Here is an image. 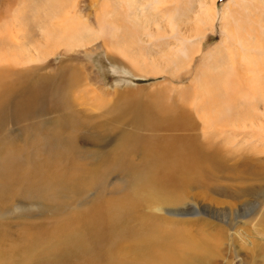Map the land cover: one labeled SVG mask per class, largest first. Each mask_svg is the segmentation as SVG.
Here are the masks:
<instances>
[{"label":"rangeland","instance_id":"obj_1","mask_svg":"<svg viewBox=\"0 0 264 264\" xmlns=\"http://www.w3.org/2000/svg\"><path fill=\"white\" fill-rule=\"evenodd\" d=\"M140 1L0 0V70L9 76L0 85L23 73L50 74L58 84L67 70L72 86L59 107L51 103L49 111L18 120L8 107L9 117L0 121V264H264V139L247 134L264 122L241 121L252 111L246 101H257L248 85L264 76L257 70L264 60L258 53L264 0H217L213 29L195 22L201 0H164L152 12L164 14L165 24L172 19L174 30H145L146 45L135 35L120 38L126 19L136 25L132 12ZM72 29L80 41L70 49L64 36ZM15 32L22 48L10 46ZM177 112L190 118L180 128L172 126ZM56 127L62 142L75 135L67 158L84 169H54L59 154L47 146L58 137H46ZM130 134L139 144L165 136L192 140L215 155L218 168L174 188L144 183L151 175L140 168L144 153L120 158ZM9 145L24 149L21 170L49 182L46 197L19 184L13 169L10 176ZM70 173L77 176L73 183ZM89 212L103 214L109 236L89 231L83 217ZM147 229L165 238L154 247L159 252ZM64 231L71 233L53 234ZM54 247L63 254L53 255Z\"/></svg>","mask_w":264,"mask_h":264},{"label":"bare ground","instance_id":"obj_2","mask_svg":"<svg viewBox=\"0 0 264 264\" xmlns=\"http://www.w3.org/2000/svg\"><path fill=\"white\" fill-rule=\"evenodd\" d=\"M163 2H164V0H142V1L138 2L136 9L134 10V12H132L134 15L133 19L136 22V25L129 22L125 18L127 22L124 23L123 26L121 27L120 33L122 34V36L120 38L130 39L132 41V38L135 35L140 40H143L145 43L147 41L146 36H143L145 30H149L152 33L157 32V33H161V34H163V32L169 33L170 30L173 31L174 27H175V23L172 19L166 20L167 24H165L164 19H162L164 14H157V13H155V11L152 12L153 10H155L159 7V4H162ZM216 4H217V0H215L214 2L212 0H201L199 2L198 18L195 21L198 26H201V24L205 21L206 23H209L211 29H213V23L215 22L214 19L217 17V14H218V11L216 9ZM71 16L72 15H67L65 19L66 20L70 19V21L72 22L73 17H71ZM125 17L128 18V15H126ZM53 28H56V26H53ZM118 29H120V28H117L116 30H118ZM168 29H169V31H168ZM76 30L81 32V34L85 33L86 32V26H84V24H82V25L77 24ZM71 31H73V29ZM73 32H69L64 36V38H67L65 43L67 44V42H68V47L69 48L71 47L70 49H73V47L77 46V43H79V41H80L79 39L76 40V38L74 37L75 32L74 33ZM19 34H20L19 32L18 33L15 32V35L13 34L14 37H11V39H10V42H11L10 46L15 47V49L22 48L21 46L24 45L20 41L17 40V39H19ZM228 35L230 37H232L233 33L228 32ZM5 39H6V37H5ZM146 44H149V42L145 43V45ZM262 45H263L262 42H260L259 43L260 48H258L259 49L258 53H259V55L264 56V50L262 48ZM257 65H258V69L257 68L256 69L258 71L264 70V60L262 62H259ZM260 66H261V68H260ZM259 68H260V70H259ZM67 72H68L67 70H61L60 71V73H63L64 75L63 74L59 75L58 84H54L55 80H53V77L50 74H46L43 77L41 76V77H37V79H34L30 75L27 76L28 74H25V73L22 74V72H18V75L22 74L23 77L21 78L19 75L20 78L18 80L15 79L16 80L15 82L12 80L11 81L7 80L4 83H2L0 85V121H3L6 118V115H8L7 114L8 107L12 111V112L10 111L12 113V115L14 117H16L17 120H18V118L20 119V118L27 117V116L31 115L32 113H36L38 111H44V110L47 111L50 108L51 103H52V107H59V104L62 101H66V97H68V93H70L69 91L72 89V86L69 85L70 78L68 79V77L65 75V73H67ZM6 73L8 74V72H6ZM6 73H5V71L0 70V83L3 82L5 80V78L8 76ZM73 74H76V72L74 70L72 71L71 75H73ZM75 77H77V75ZM252 79H253V77H252ZM255 79H256L255 84H253L251 86L248 85L249 88L247 87V90L248 89L251 90V91L250 90H248V91L252 92L255 95V97H257L256 99L258 102L257 101L255 102V100H253V99H251V100L248 99L246 101L247 104L244 102V104L248 105L249 107H252V111L248 112L245 115L246 117L241 120L243 122L244 121H251V120H253V121L254 120H261V119H263L262 121L264 122V108H263V111H262V109L260 110L261 112L259 111V109L262 107V106L260 107V103H262L264 105V76L262 74L261 76H259L258 78H255ZM76 80L77 79H75V78H71L72 82H75ZM250 84H252V83H250ZM260 84H261V86H260ZM257 87L259 88V91H256ZM243 93L244 92H240V91L237 93L238 94L237 104H239L241 96L244 95ZM239 96H240V98H239ZM245 97H247V96H245ZM249 98H253L252 95ZM260 100H261V102H260ZM56 102H60V103L58 104ZM241 106H242V102H241ZM236 107H238V108H236ZM242 107H240L239 105L234 106V109L236 108L235 109L236 114L240 113ZM39 108H41V110H39ZM10 112H9V115H10ZM177 114H178V117L173 121L172 126L180 128V127H182V125H184V123H182V121H185V120L189 121L190 118L188 116V113L177 112ZM230 114H231V112H230ZM9 115H8V117H9ZM253 124L252 125H250V124L245 125L244 124V125L246 127H252V126L255 127V124L254 125ZM259 127H261V128L259 129ZM259 127H257V125H256V127H255L256 129L255 128L254 129L255 130L259 129L260 131H263V134H264V126L263 127L259 126ZM252 128H250V129H252ZM245 129H247V128H245ZM59 130L60 129H58L57 127L54 128L52 131L55 133L54 134H48V136L46 137L47 140L49 139V137H58V140H54V142L57 145L50 146V147L47 146V148H49L51 150V155L52 154L56 155L57 153L59 154V156L57 157V166L54 169L55 170H59V169L67 170V169H69L70 172H73L75 169H84V168H81L79 164L76 165V163L73 160L71 162H69L68 158H67V155L68 154L71 155V151H73V138L75 135H73L72 138H67L65 141L62 142L60 140V135L58 132ZM260 131H256V132L254 131V132H250L247 134H249V137H250L253 133H255V135L259 137L257 140L262 141L264 139V136L260 137V135H259ZM210 132H211V130H210ZM37 135H39V134H35L34 139H37V137H38ZM204 135H206V134L204 133ZM5 147H6V145L3 148L5 149ZM121 147L125 148L126 154L121 156L120 158L126 159L129 154L134 153L136 150H141L144 153V162L141 164L140 168L145 170L146 172H151L150 177L147 176V178L144 181V183L148 182L151 185H153V184H158V185L166 184L167 186H169V188H174L178 184L190 183L192 180L199 178L208 169L218 168V165L215 164V162H216L215 155L207 153L205 151L204 147L200 146L199 144H197L196 142H194L192 140H183V139H172L171 140L165 136V137L159 139V141H156L153 143L139 144V139L135 138L134 135L130 134L129 136H126L125 138L122 139ZM7 148H8V146H7ZM9 148H10V150L7 149L8 151L7 150H4V151H7V154H6L7 156H5V158H7L6 164L10 167L8 169L10 176L11 177L13 176V172H11V169H13L14 174H16L18 172L17 173L18 179L15 177V175H14V178L17 181H19V184H21V182H23V181H26L27 184H29L31 186V193L34 196H39V197L45 196L46 197V195L48 194V190L50 188L49 182L44 178L41 180L36 179V178H32V176H30V174H28V172L24 171L23 169L21 170V167L19 165V157L21 155H23L24 149L21 148V150H16L13 147H11L10 145H9ZM98 152H100V151H97L95 153H98ZM218 156H220V155H218ZM63 161H66L67 164L63 165L61 163ZM0 164H2V162ZM6 164H3V165H6ZM52 164H53L52 162H49L48 166H50ZM127 166L131 167L132 165L130 162H128ZM16 168H19V169L15 170ZM259 168L263 169V166L259 167ZM75 172H76V170H75ZM70 175H71V178H70L69 183H73V180L77 176L74 173H70ZM61 187H63L62 183L58 182L57 190L60 189ZM69 187H73V185H69ZM57 190L54 191V195H55V198L58 200L59 194H56ZM60 193L62 194V192H60ZM62 196H63V194H62ZM83 217L85 218V224H86L87 228L89 229V231L94 233L96 237L104 238V237L109 236L108 226L105 227L103 225V220H104L103 214L96 213V212H89V213L85 214ZM70 233L71 232H69V231H64L62 233L61 232H55L53 234H70ZM144 233L154 234V236H156V237H153V235L151 236V237H153L150 240L151 243H153L152 248L160 247V244H163L165 241V238L163 236L157 235L160 233H157V230H155V229H151V230L147 229L146 232H144ZM137 243L140 244V243H144V242L140 238V240H138ZM147 245L151 246L149 244H147ZM142 248L147 249V246L143 245ZM162 248H160V249H162ZM51 251H52V254L55 256H59V255L63 254V252L57 247H54ZM155 252H159V251L156 250ZM153 254H154V252H153ZM154 256H155V254H154ZM95 259L96 258L94 257L93 260H95Z\"/></svg>","mask_w":264,"mask_h":264}]
</instances>
